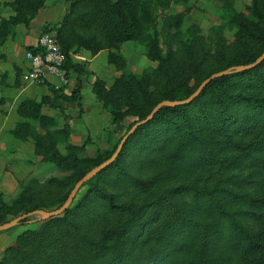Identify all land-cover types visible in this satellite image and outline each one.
<instances>
[{
  "label": "trees",
  "instance_id": "obj_1",
  "mask_svg": "<svg viewBox=\"0 0 264 264\" xmlns=\"http://www.w3.org/2000/svg\"><path fill=\"white\" fill-rule=\"evenodd\" d=\"M45 1L6 3L13 14L0 19V45L16 25L28 27ZM65 2L55 34L63 68L75 82L69 91L48 83L40 100L22 99L16 107L22 119L10 132L30 140L41 161L66 175L50 178L41 189L25 187L12 204L0 194V224L20 210L59 207L75 182L110 157L131 125L158 102L185 99L212 73L251 63L264 51V0H251L248 13L228 10L235 37L230 45L222 37L213 51L185 45L183 57L169 46L162 50L157 32L144 36L154 20L150 0ZM180 22V16L163 21L166 42ZM49 26L42 32L51 31ZM143 36L154 68L91 84L115 125L134 118L111 149L85 157V143H68L62 152L50 135L31 132V121L42 128L57 123L43 107L64 113L76 105L82 113L81 90L91 71L73 53L107 49L108 64L123 69L119 44ZM71 118L66 114L60 131L66 137ZM54 187L63 192L47 202ZM28 224L35 226L4 248L0 264H264V60L211 80L188 104L162 106L127 138L110 165L79 187L64 212L27 217L15 227Z\"/></svg>",
  "mask_w": 264,
  "mask_h": 264
},
{
  "label": "rangeland",
  "instance_id": "obj_2",
  "mask_svg": "<svg viewBox=\"0 0 264 264\" xmlns=\"http://www.w3.org/2000/svg\"><path fill=\"white\" fill-rule=\"evenodd\" d=\"M50 1L52 0H48L47 5H49ZM150 1L154 14V20L147 28L144 36H153L154 33L157 32L162 50L165 51L169 46L173 51L182 57L186 55L185 45L193 44L196 47H205L206 49L213 51L216 47L219 37L224 39L227 46L230 45L234 41L235 37L234 28L227 24V12L229 9H235L236 11L248 13L247 7L251 3V0ZM0 14V16L3 15L2 8ZM175 16H180L181 22L177 28H172L170 32L166 34V37L168 38V42H166L165 36L162 32L163 21L167 18H173ZM146 41L147 40L144 37V39L139 38L135 40H127L119 44L120 52L126 60V65L123 67V69H117L114 66L109 65L107 62L108 50H100L106 52V60L104 54L98 57V71L97 73L91 72L89 77L85 80V84L83 85L81 91L82 95L84 94L85 105L87 109L92 112V114L86 118H78L75 116L71 118V120H69L71 124V130L67 137L60 132L64 127L66 113H62L58 109H53L52 111L47 107H45L43 111H51L53 113L51 116L57 119L56 125L49 128H42L36 122L31 121V132L33 134H46L47 136L50 135L56 141L57 148L62 152L65 151L66 145L68 143L74 145H82L85 143L84 151L81 153V155L85 157H94L98 151L111 149L114 143H116L119 137L124 133L126 126L134 118H126V120L119 126L112 122V118L108 119V121H106L107 123L104 122V117L99 115L97 108L100 107L103 108L106 113L109 112L102 106L101 102L92 92L91 84L96 78L105 81L107 84H110L114 78L121 75H128L130 73L140 74L145 70L154 68L157 62L150 60L147 57L148 44ZM1 51L2 47L0 46V52ZM105 64H107L109 67L108 70L104 69ZM45 90L46 89L43 88V86H38L34 90V93L30 94L29 91H27L21 97L28 95L38 99L41 94H43L41 92ZM89 95L93 97L92 101L88 99ZM95 113H98V115H95ZM1 122L2 121H0V123ZM91 122H94L95 126H99L100 123L99 127L102 128H99L98 130L91 129V131H86V126L88 128L91 127ZM103 122L106 124L102 125L101 123ZM15 125V121L9 120L5 123V129H12ZM72 125L79 128L80 133L82 134L78 137L80 138L79 143H74L72 141ZM10 137L12 136L10 135ZM16 138V141L20 140L26 142L25 145L27 155L25 156V162L17 161L14 168H12L13 170H11L13 185L10 184L5 191L0 192V194H2L3 200L7 204H12L13 200L22 192L25 187L36 184L40 186L38 189H41L44 187L43 185L47 184L46 182L50 178H63L66 175L65 171L55 167L53 164L41 161L40 156L35 154V146L30 140H21L18 137ZM62 192V189L59 190L56 187L50 188L48 193H46L45 200L47 202L53 201L55 198L59 197ZM22 212L24 211L20 210L17 212V215L21 214ZM13 217L14 215L11 216V218ZM31 218H38V216H32ZM34 226L35 224L17 226L15 228H11L5 233H2L0 235V257L2 256L4 248L13 243L17 234L26 228H33Z\"/></svg>",
  "mask_w": 264,
  "mask_h": 264
},
{
  "label": "crops",
  "instance_id": "obj_3",
  "mask_svg": "<svg viewBox=\"0 0 264 264\" xmlns=\"http://www.w3.org/2000/svg\"><path fill=\"white\" fill-rule=\"evenodd\" d=\"M11 0H0V11L3 10V15L1 18H8L13 14V11L8 3ZM48 0L45 1L44 6L39 9L37 15L31 19L30 24L26 27L23 24H18L13 28V33L9 35L3 42L2 51L0 52V192L5 191L8 186L13 185L12 181V168H14L17 161L25 162L26 158V142L16 141L17 138L11 134L10 129H5V123L9 120L15 121V123L22 118L17 114L16 107L18 103L24 98H31L35 100H40L41 96L48 93V83L46 84H28L22 81L21 73L25 71L28 66V62L24 57V52L26 47L33 46L36 44L38 36L42 32L45 25L50 24L49 27H53L56 30L58 23L64 16L67 4L65 0H52L49 5H47ZM58 9V10H57ZM1 15V14H0ZM55 24V25H54ZM17 38V39H16ZM16 39V40H15ZM104 54L106 60V52L100 51L97 54H91L89 51L81 49L78 52L72 54L73 59L81 63H85L87 69L93 73L98 71L97 59L100 55ZM107 64L104 65V69L108 70ZM89 77V76H88ZM84 78L85 80L88 78ZM94 77V75H93ZM51 80L54 81L52 78ZM75 82V75L71 74L69 78V83L66 86V90L69 91ZM90 82V81H89ZM38 86H43L46 90L41 92V96L37 99L32 96L21 97L24 93L29 91V93H34V90ZM82 91V90H81ZM36 92V91H35ZM91 98V99H90ZM88 99L93 100V97L89 95ZM100 106V105H99ZM82 113L78 114L79 109L76 105H68L66 107L65 113L70 114L72 118H86L89 117L92 112L87 109L84 100V94L81 99ZM45 107H43L44 109ZM42 109V111H43ZM53 111V109H50ZM99 115L104 117V122L110 119V114L106 113L103 108H97ZM71 112V113H70ZM43 113L52 115L51 111H46ZM95 113V115H98ZM91 118V116H90ZM101 123L102 125H105ZM91 127L86 126V131L98 130L100 126H95L94 122L90 123ZM72 141L74 143H79L80 135L79 128L72 125ZM10 135L12 137H10ZM28 153V152H27Z\"/></svg>",
  "mask_w": 264,
  "mask_h": 264
},
{
  "label": "water",
  "instance_id": "obj_4",
  "mask_svg": "<svg viewBox=\"0 0 264 264\" xmlns=\"http://www.w3.org/2000/svg\"><path fill=\"white\" fill-rule=\"evenodd\" d=\"M264 60V51L251 63L243 64V65H236V66H230L228 68H225L223 70L217 71L209 75L207 78L202 80L197 88L185 99L182 100H162L158 102L151 111L143 118L138 121H136L129 130L121 137L119 140L115 150L113 153L108 157L106 160L102 161L100 164L96 165L92 169H90L88 172H86L80 179H78L72 189L70 190L69 194L67 195L65 201L57 208L53 210H45V209H34L28 212L21 213L17 215L16 217L3 222L0 224V232L10 229L12 227H15L19 224V222L23 219H26L27 217L32 216H38V218H50L56 215L61 214L64 212L69 205L71 204L72 200L74 199L79 187L92 178L94 175L105 169L108 165H110L118 156L123 144L127 140V138L137 129L138 126L145 124L149 120L153 118L155 113L162 107V106H177V105H184L190 103L193 99H195L201 91L206 87V85L213 79L218 78L220 76H223L225 74L235 73V72H241L247 69H251L258 64H260Z\"/></svg>",
  "mask_w": 264,
  "mask_h": 264
},
{
  "label": "built area",
  "instance_id": "obj_5",
  "mask_svg": "<svg viewBox=\"0 0 264 264\" xmlns=\"http://www.w3.org/2000/svg\"><path fill=\"white\" fill-rule=\"evenodd\" d=\"M34 47L37 49L35 52H24L28 66L21 73L22 81L28 84L67 86L69 78L63 68L65 55L57 42L55 30L41 32Z\"/></svg>",
  "mask_w": 264,
  "mask_h": 264
}]
</instances>
